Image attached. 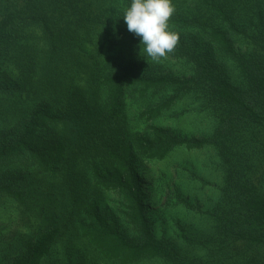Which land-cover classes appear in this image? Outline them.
Segmentation results:
<instances>
[{
	"label": "trees",
	"instance_id": "trees-1",
	"mask_svg": "<svg viewBox=\"0 0 264 264\" xmlns=\"http://www.w3.org/2000/svg\"><path fill=\"white\" fill-rule=\"evenodd\" d=\"M20 1L0 0V62L9 61L14 66L0 76L20 78L16 86L0 84V96L7 93L12 97L8 109L11 116L7 117L16 119L0 139V197L9 196L16 202L13 206L30 208L20 182L26 171L34 170L36 180L40 174H54L64 182L82 170H78L81 163L92 167L88 168L89 185L76 188L73 184L71 197L64 194L59 202L67 212L64 217L71 215L28 238L9 264H39L76 222L77 238L108 261L140 264L159 259L187 264L173 243L157 234L148 206L149 191L143 182L148 162L166 160L179 147L194 150L213 145L223 159L227 204L236 203L238 211L231 213L221 207L212 211L219 217L220 229H225L226 219L238 213L250 218L246 230L263 226L264 193L240 174L249 167V159L239 146V137L244 135V124L264 119V0H187L190 4L180 11L177 0H172L176 10L168 23L178 34L179 43L167 58L189 65L190 74L183 76L143 70L140 38L127 30L122 18L131 0L124 8L105 9L99 14L84 11L81 0ZM88 21L104 28L103 43L117 34L110 50L117 49L115 44L123 49L109 58L107 71L91 69L88 76L84 70L83 80L85 84L87 75L88 86L82 88L80 79L68 76L65 67L72 65L69 52L78 45V30ZM37 29L40 40L27 33L35 34ZM20 76L23 86L17 87ZM171 85H179L178 91L141 116L152 120L184 94L200 90L214 106L226 108L211 135L187 138L157 125H152V134L122 131L129 95ZM118 130L124 136L115 138ZM9 170L12 179L2 176ZM109 192L123 200L134 234L101 208ZM77 204H81V212L74 216ZM239 235L263 241L257 235L247 236L245 231Z\"/></svg>",
	"mask_w": 264,
	"mask_h": 264
},
{
	"label": "rangeland",
	"instance_id": "rangeland-1",
	"mask_svg": "<svg viewBox=\"0 0 264 264\" xmlns=\"http://www.w3.org/2000/svg\"><path fill=\"white\" fill-rule=\"evenodd\" d=\"M127 1L81 0V3L84 11L99 14L105 9L124 8ZM23 2L24 0L20 1ZM189 4L190 1L187 0L176 1L179 11ZM27 33L30 37L36 35L37 40H40L38 29L35 34L29 31ZM115 36L117 34L113 33L108 37V41L103 43L106 37L104 28L100 24L88 21L84 28L78 30L76 39L78 45L69 52L73 62L72 65L65 67L68 76L74 75L75 80L80 79L83 84L81 87L86 88L91 69L98 73L107 71L109 58L123 49L121 44H115L117 49L110 50V42H116ZM139 57L143 60V70L150 68L156 73L165 72L180 76L190 74L189 65L184 61L166 58L154 62L146 56ZM0 64L3 68L0 70L2 74H7L6 70L14 67L11 62L5 60H1ZM69 67L72 69L69 70ZM84 70H88L89 73L86 75L85 84ZM18 81L19 76L7 79L3 75L0 76V84L3 86H16ZM20 86H23L22 77L21 84L17 87ZM178 87L171 85L149 90L146 94L129 95L128 112L122 131L130 135L134 132L152 134V125H157L187 138L194 135H211L219 123V115L225 113L226 108L214 106L200 90L192 89L179 98L171 108L164 110L160 116L152 120L147 116H141L145 110L174 95ZM0 97H5L0 98V139H3L4 132L15 125L16 119L7 117V114L10 115L8 109L12 107V97L7 93H2ZM26 100L30 105V101ZM92 102L95 106L94 97ZM101 105L99 107L97 105V112ZM262 114L264 115V112ZM243 129L245 132L239 137V146L249 159V167L245 168V171L241 170L240 174L244 180L254 184L258 191L264 193V119L244 124ZM122 131L118 130L115 138L124 136L121 135ZM91 167L89 163H81L78 167L81 171L70 175L64 182L60 176L54 174L46 176L40 174V178L36 180L32 174L34 170L26 171L20 182L21 189L27 194L30 208L19 204L13 206L16 202L9 196L0 197V264H9L24 249L25 241L40 233L48 224H59L71 215L64 217L67 212L62 209L59 202L64 194L71 197L69 189L73 184L76 188L89 185L88 168ZM2 176L13 178L10 170ZM225 177L224 161L213 145L194 150L179 147L166 160L148 162L143 182L149 191L148 206L156 232L173 243L187 264H264V224L252 228L250 232L246 230L250 218L238 213L232 219H226L225 229H220L219 217L211 214L217 207L227 208L233 213L238 211L236 203L227 204ZM186 200L190 207L184 202ZM101 208L109 216L117 219L124 230L130 234L135 233L132 225L127 222L125 204L118 194L114 192L105 194ZM79 212L81 204H77L72 215L76 216ZM52 213L54 215L50 216ZM76 225L71 231L63 233L61 240L52 247V252L39 264H118L106 260L89 243L78 239ZM243 231L247 236L257 235L263 241L240 236L239 233ZM140 264L171 263L147 259Z\"/></svg>",
	"mask_w": 264,
	"mask_h": 264
},
{
	"label": "clouds",
	"instance_id": "clouds-1",
	"mask_svg": "<svg viewBox=\"0 0 264 264\" xmlns=\"http://www.w3.org/2000/svg\"><path fill=\"white\" fill-rule=\"evenodd\" d=\"M175 10L172 0H131L122 18L127 30L140 38L142 56L160 62L174 52L179 36L168 22Z\"/></svg>",
	"mask_w": 264,
	"mask_h": 264
}]
</instances>
